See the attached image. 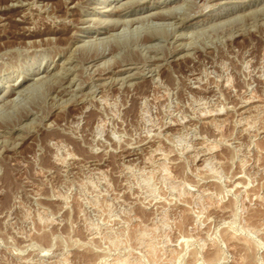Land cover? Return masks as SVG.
I'll list each match as a JSON object with an SVG mask.
<instances>
[{"label": "rangeland", "instance_id": "1", "mask_svg": "<svg viewBox=\"0 0 264 264\" xmlns=\"http://www.w3.org/2000/svg\"><path fill=\"white\" fill-rule=\"evenodd\" d=\"M0 99V264H264V0H0Z\"/></svg>", "mask_w": 264, "mask_h": 264}, {"label": "bare ground", "instance_id": "2", "mask_svg": "<svg viewBox=\"0 0 264 264\" xmlns=\"http://www.w3.org/2000/svg\"><path fill=\"white\" fill-rule=\"evenodd\" d=\"M123 4V3H122ZM163 4H167V2H164ZM115 9V8H114ZM118 9V8H117ZM111 10H113V9H111ZM114 11V10H113ZM116 11V10H115ZM166 11V10H165ZM168 11V10H167ZM161 11H159V13H160ZM158 13V14H159ZM186 16V15H185ZM184 16V17H185ZM161 17L162 18H168V17H171V15H170V13L169 12H161ZM183 18V17H182ZM144 19V18H143ZM101 22H102V24L100 23V26H99V24H98V26H99V28L96 30V33L97 34H101V33H105V31L107 30H112V29H116L117 27H116V24H117V22H115V25H113V26H111V24L110 25H108V24H106L105 25V23L106 22H104V21H102V20H100ZM98 22V21H97ZM104 23V24H103ZM108 23V22H107ZM96 25H97V23H96ZM97 26V27H98ZM109 32V31H108ZM156 37V35L155 34H153V35H150L149 34V38H155ZM49 39V38H48ZM176 48V47H175ZM85 49H83V51H84ZM92 50H90V52H91ZM100 51V50H99ZM89 52V51H88ZM87 52V55H86V60L88 61V62H96L101 56H103V53H100V52H94V53H88ZM108 52V51H107ZM106 53V52H105ZM153 55V54H152ZM69 57V56H68ZM74 57V56H73ZM70 58V57H69ZM77 58V57H76ZM85 58V57H84ZM160 58V57H159ZM158 58V59H159ZM67 59V58H66ZM75 59V58H74ZM73 59V60H74ZM71 60H72V58H71ZM75 61V60H74ZM76 61H78L77 59H76ZM101 61H102V59H101ZM65 62H68L69 63V61H65ZM71 63V62H70ZM75 63V62H74ZM130 63V62H129ZM132 63V62H131ZM163 64V63H162ZM55 65H57V64H54V66ZM53 66V67H54ZM127 66V65H126ZM49 67H50V65H48L47 67H45V68H43L42 70H40L41 68H38V70L36 71V76L37 75H39L40 73H42V72H49ZM69 67V66H68ZM136 67V66H135ZM133 67L132 66H130V65H128L127 67H119V69L118 70H114V71H116V72H118V74H123V73H127L128 71H130V69H132ZM67 69V68H66ZM68 69H72L71 67L70 68H68ZM105 70V69H104ZM70 71V70H69ZM112 71V70H111ZM138 72V71H137ZM65 73V72H64ZM112 73V72H111ZM55 74V72L53 73V75ZM56 75V74H55ZM54 75V76H55ZM41 78H44V77H42L41 76ZM57 78V77H56ZM38 79V78H37ZM39 79H40V77H39ZM108 79V78H107ZM41 80V79H40ZM50 79H48V81H49ZM118 80V79H117ZM37 81V80H36ZM45 81H47L46 79H45ZM56 81V80H55ZM41 82H42V80H41ZM57 82V81H56ZM59 82V81H58ZM64 82V81H63ZM24 83V82H23ZM122 83V82H121ZM19 85H20V82L18 83V84H16V82L15 83H13V84H9V86H8V89L6 90L7 92H5L6 94V96H11V95H13L14 93H19V90H17V88L19 87ZM52 85H53V83H52ZM56 86V85H55ZM58 86V85H57ZM64 86V85H63ZM29 87V86H28ZM51 87V86H50ZM76 87V86H75ZM64 88V87H63ZM62 88V89H63ZM20 89V88H19ZM29 89H31V88H29ZM52 89H54V88H52ZM25 90H26V88H25ZM55 90V89H54ZM56 90H58V89H56ZM203 90V89H202ZM22 92H23V89H22ZM20 93H21V91H20ZM58 93V92H57ZM60 93V92H59ZM4 95V94H3ZM4 95V96H5ZM7 98V97H6ZM2 99V98H1ZM1 99H0V101H1ZM4 100H5V98H3ZM2 99V100H3ZM10 100V99H9ZM14 101V100H13ZM67 101V100H66ZM3 102V101H2ZM70 102V101H69ZM4 103H5V101H4ZM7 103V102H6ZM2 104V103H1ZM0 104V105H1ZM23 112H24V110H23ZM25 113V112H24ZM27 113V112H26ZM29 114V113H28ZM28 114H25L24 116H25V118H26V115H28ZM1 115V114H0ZM23 117V116H22ZM22 117H20L19 116V118H22ZM14 119V118H13ZM30 124V123H29ZM17 125V124H16ZM246 125V124H245ZM2 126V125H1ZM0 126V131H5V128H3V126L1 127ZM7 126V125H6ZM248 126V125H247ZM14 127V126H13ZM19 127V126H18ZM12 128V127H11ZM20 128H22V127H20ZM14 129V128H13ZM12 131V130H11ZM6 132H8V130L6 131ZM10 133V132H9ZM3 135V134H2ZM18 135V134H17ZM1 137V136H0ZM5 138V137H4ZM2 146V145H1ZM6 146V145H5ZM1 148V147H0ZM6 150H8V148L7 147H4ZM11 148V147H10ZM3 149V148H2ZM1 149V150H2ZM4 149V150H5ZM212 150V149H211ZM1 152V151H0ZM157 152V151H156ZM161 156V155H160ZM161 158V157H160ZM140 233V232H139ZM114 237V236H113ZM230 238V237H229ZM154 246V245H153ZM63 252V251H62ZM145 252L147 253V255L148 254H151L152 255V253H153V250H152V247H151V245H149V244H146V246H145ZM175 255V254H174ZM214 255V258L217 256V254L215 253V254H213ZM63 257V256H62ZM213 257V256H212ZM123 258V257H122ZM126 258V257H125ZM153 258V257H152ZM154 259V258H153ZM121 260H124V259H121ZM130 262V261H129ZM128 262V263H129ZM131 263V262H130ZM120 264V263H119Z\"/></svg>", "mask_w": 264, "mask_h": 264}]
</instances>
